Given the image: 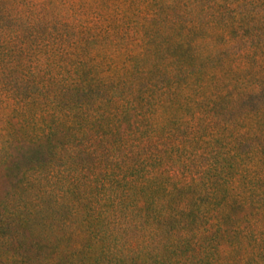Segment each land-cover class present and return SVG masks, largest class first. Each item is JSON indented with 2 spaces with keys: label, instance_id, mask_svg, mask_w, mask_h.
<instances>
[{
  "label": "trees",
  "instance_id": "16d2710c",
  "mask_svg": "<svg viewBox=\"0 0 264 264\" xmlns=\"http://www.w3.org/2000/svg\"><path fill=\"white\" fill-rule=\"evenodd\" d=\"M89 2L0 0V264H264V0Z\"/></svg>",
  "mask_w": 264,
  "mask_h": 264
},
{
  "label": "rangeland",
  "instance_id": "374dc122",
  "mask_svg": "<svg viewBox=\"0 0 264 264\" xmlns=\"http://www.w3.org/2000/svg\"><path fill=\"white\" fill-rule=\"evenodd\" d=\"M65 1H70L73 2L74 4L79 5V4H84L87 1L88 2L90 1L92 3L94 0H65ZM92 54L95 56H102L101 52H93ZM20 127L21 124L19 120L13 116H10V111L8 110V108L0 107V144L1 141H3V139H6L11 135L17 139V141L14 143L20 145V149H22L21 146H23V144L26 145V143L23 142L24 135L19 130ZM26 149L29 152H32L35 149V146L31 145L28 148V146L26 145ZM16 180H17L16 174L10 175L9 167L7 166V164L0 162V198H2L7 192H9L13 182H15ZM57 231L59 232L58 226L55 227L52 225L50 228L45 229L42 236H45L46 234L48 237L55 238L57 236L56 235Z\"/></svg>",
  "mask_w": 264,
  "mask_h": 264
}]
</instances>
